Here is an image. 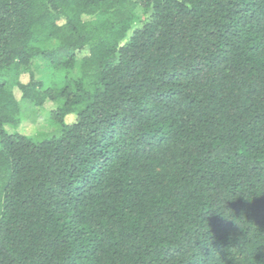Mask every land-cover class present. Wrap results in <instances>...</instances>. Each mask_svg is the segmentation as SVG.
Here are the masks:
<instances>
[{
  "label": "trees",
  "instance_id": "trees-1",
  "mask_svg": "<svg viewBox=\"0 0 264 264\" xmlns=\"http://www.w3.org/2000/svg\"><path fill=\"white\" fill-rule=\"evenodd\" d=\"M0 264H264V0H0Z\"/></svg>",
  "mask_w": 264,
  "mask_h": 264
},
{
  "label": "rangeland",
  "instance_id": "rangeland-1",
  "mask_svg": "<svg viewBox=\"0 0 264 264\" xmlns=\"http://www.w3.org/2000/svg\"><path fill=\"white\" fill-rule=\"evenodd\" d=\"M32 72L34 78L43 82L45 87L60 88L64 85V76L54 71L50 64L42 58H37L34 61ZM70 78L77 79V70H73ZM23 83L28 81V76L20 78ZM14 95L19 101L20 113L16 120L7 126L5 129L8 133H18L29 138L36 139L39 136L52 137L57 134V128L52 121L51 111L56 110V104L46 101L41 106H35L31 102L22 100L20 94L15 89ZM71 118H69V121Z\"/></svg>",
  "mask_w": 264,
  "mask_h": 264
}]
</instances>
